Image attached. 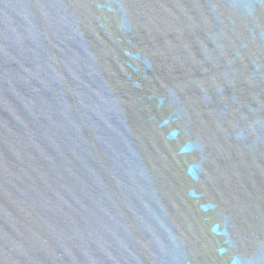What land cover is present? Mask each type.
Here are the masks:
<instances>
[{
	"label": "water",
	"instance_id": "1",
	"mask_svg": "<svg viewBox=\"0 0 264 264\" xmlns=\"http://www.w3.org/2000/svg\"><path fill=\"white\" fill-rule=\"evenodd\" d=\"M0 264H264V0H0Z\"/></svg>",
	"mask_w": 264,
	"mask_h": 264
}]
</instances>
